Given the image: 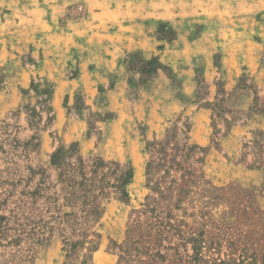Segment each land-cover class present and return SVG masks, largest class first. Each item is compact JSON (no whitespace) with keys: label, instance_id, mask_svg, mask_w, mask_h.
Here are the masks:
<instances>
[{"label":"rangeland","instance_id":"1","mask_svg":"<svg viewBox=\"0 0 264 264\" xmlns=\"http://www.w3.org/2000/svg\"><path fill=\"white\" fill-rule=\"evenodd\" d=\"M177 1L190 7L187 12L194 19L178 29L161 22L158 39L171 42L179 30L190 33L193 39L206 29L218 41L213 61L219 78L216 97L209 101L216 106L211 147H203L209 148V153L212 148L220 149L222 131H228L236 121L233 113L229 114L231 103L218 94L227 86L221 76L224 57L255 59L258 74L243 72L233 92L226 91L233 98L245 92L252 98L251 120L264 116V0ZM70 16L84 17V5L75 6ZM236 48L243 49L241 53L247 57L243 58ZM20 49L24 64L35 62L28 57L27 47ZM126 61L132 74L142 73L140 79L130 81L129 101L139 97L140 88L159 70L173 76L167 67L147 66L139 55H129ZM193 64L197 79L195 107L210 98L214 85L206 82L202 59H194ZM45 80L34 79L43 85L42 93L29 92L22 107L0 117V217L7 218L3 227L9 228L0 230V264H31V258L35 259L52 238L62 244L65 240L78 242L77 252L81 250L80 241H91L88 249L98 244L101 253L113 257L112 264H118L120 256L121 264H264V178L258 184H247L221 177L219 168L216 172L206 167L208 153L192 150L194 144L186 139L185 119L190 115L170 116L160 138H152L146 125L130 121L117 140L109 127L120 115L108 109L107 97L100 94L97 109L92 110L78 94L74 105L68 106L66 99L65 107L72 116L80 115L85 123L82 140L89 139L92 148H82L81 144L79 148L75 143L77 148L63 155L57 169L51 166L52 156L62 143L60 133L54 131L55 122L43 110ZM4 83L7 88L12 85L1 76L0 90ZM167 86L168 95L165 97L164 92L163 100L174 94L182 97L177 82H167ZM130 107L125 111L127 116H131ZM136 154L140 158L137 175L133 161ZM250 157L249 167H264V133L259 130L252 134L250 144H245L242 161ZM129 167L134 170V178L127 187L129 198L124 201L118 181ZM43 174L49 176L41 186ZM83 177L93 183L80 186ZM17 241L20 248L12 247ZM82 254L89 257L90 251L83 249L79 257ZM104 262L105 258L100 259L101 264Z\"/></svg>","mask_w":264,"mask_h":264},{"label":"crops","instance_id":"2","mask_svg":"<svg viewBox=\"0 0 264 264\" xmlns=\"http://www.w3.org/2000/svg\"><path fill=\"white\" fill-rule=\"evenodd\" d=\"M80 4L85 7V16L72 18L73 8ZM189 10L188 5L177 0H0V77L12 81L8 88L7 83L2 84L0 117L25 104V92L39 77L55 86L51 103L54 131L60 133L64 147L78 143L79 148L80 144L82 148H92L89 139L82 140L85 123L80 115L72 116L65 107L66 99L68 106H73L78 94L92 110L97 109L96 101L103 94L108 99V109L119 112L120 117L109 127L113 139H120L124 126L130 121L146 125L152 138H160L170 116L186 113L190 115L191 143L211 147L213 113L202 104L216 97L215 83L219 77L213 51L218 45L217 38L206 29L193 39L190 33L181 30L171 42L156 37L161 22L178 29L183 22L194 19ZM24 47L28 48V57L35 60L34 63L24 64L20 49ZM241 51L243 49L236 48L243 58L247 57ZM133 54L146 62L157 58L171 69L173 76L159 70L140 88L139 97L129 101L131 79L142 77L141 72L132 74L126 61L127 56ZM198 57L203 61L206 82L214 86L210 98L193 107L197 94L193 62ZM223 64L221 76L228 92H233L243 72L252 76L258 74L255 59L224 57ZM241 67H245V71ZM167 82L179 84L177 90L181 98L174 94L163 100L164 92L165 97L168 95ZM251 104L252 98L246 92L234 96L232 116L236 121L228 131H222L218 140L220 149L210 150L206 167L216 172L219 168L221 177L227 180L258 184L264 178V167H249L253 157L242 161L245 144H250L254 131L264 133V116L256 120L249 117ZM129 105L131 116L125 114ZM139 160L136 154L135 175L140 172ZM104 258L107 260L104 264L113 263L112 256L98 250L90 264H101L100 259ZM33 264H67L61 240L50 239L36 254ZM74 264H80V257Z\"/></svg>","mask_w":264,"mask_h":264},{"label":"trees","instance_id":"3","mask_svg":"<svg viewBox=\"0 0 264 264\" xmlns=\"http://www.w3.org/2000/svg\"><path fill=\"white\" fill-rule=\"evenodd\" d=\"M146 64H147V66H151L152 64H156L158 66H163L157 58H153L151 61L146 62ZM44 82H45L44 86H46L44 93H45V95H47V97L44 100V102H46V104L44 105L43 110H44V112L47 113V115L50 117V121H52V123H53V122H55V116H54V112H53L51 103H52L54 92H55V86L50 81L45 80ZM42 86L43 85L41 84V82L33 81L29 91L25 92V94H28L29 92H34L35 94L39 95L40 93H42ZM218 94L222 95V98H224L225 101H228V103L229 102L231 103V109H232V103H233V99H234L232 93H228L226 90L221 91L219 89ZM196 103H198V102H196ZM202 105L204 108L210 109L212 111V113L214 114V111H215L214 109L216 107L214 103H210L209 101H207L206 103H203ZM231 109H230L229 114L233 113V111ZM31 112L35 113V110L32 109ZM226 122H228V121L226 120ZM185 123H186V139L190 140V132H191V121H190V119L189 118L185 119ZM33 125L34 124H31L32 127H33ZM168 140H169V133H168ZM161 145L162 144H160L159 146H161ZM216 146H217V144H216ZM75 148H77V145L75 143L69 147H64V146L59 147V149L52 156L51 166H54L55 168L58 169L60 164H61L63 155L66 152H68L70 150L72 151ZM191 148H192V150L202 151L205 154H207L209 151V148H203V147H199L196 145L191 146ZM80 158H81V156H80ZM48 176L49 175L43 174L41 186L44 185V182L48 179ZM133 178H134V170L132 167H129L128 171L124 175H122V177L118 181V183H119L118 188L121 190L122 199L124 201H127L129 198V195L127 193V187L132 183ZM87 182H90L91 184L93 183L91 180L83 177L80 186H83V184L87 183ZM102 185H105V183H102ZM38 190L43 191V189H38ZM86 191H89V190H86ZM101 214H102V211L97 213L98 219H99ZM4 221H7V218L6 217H0V230H2L1 232H3L4 230H9V228L7 226L3 227ZM97 238L101 239V236L98 235ZM89 243H91V241H87L86 243L80 241V249H81L80 251H82L83 249L87 250L88 252L90 251L89 257L87 256V254H82V256L80 257L81 258L80 264H90L92 261L93 254L99 250L98 244H94V245H92V247L90 249H88L86 247V245ZM37 244H41V241H38ZM77 245H78V242H76V243L72 242L71 243L69 240L64 241L63 248H64V251L66 253L67 264H74L75 260L79 258V256H80L79 252L80 251L77 252L78 251ZM20 246L21 245H20L19 241H17L15 244L12 245V247H14V248H20ZM33 260H34V258H31V260H30L31 264L33 263ZM121 261H123V256H120V260H119L118 264H121Z\"/></svg>","mask_w":264,"mask_h":264}]
</instances>
